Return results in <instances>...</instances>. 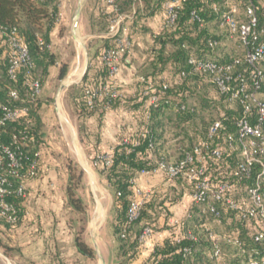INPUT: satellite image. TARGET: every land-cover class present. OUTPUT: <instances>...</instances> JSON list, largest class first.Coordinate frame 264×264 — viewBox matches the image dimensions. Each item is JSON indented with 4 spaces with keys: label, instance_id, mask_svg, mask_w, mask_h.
I'll return each instance as SVG.
<instances>
[{
    "label": "trees",
    "instance_id": "obj_1",
    "mask_svg": "<svg viewBox=\"0 0 264 264\" xmlns=\"http://www.w3.org/2000/svg\"><path fill=\"white\" fill-rule=\"evenodd\" d=\"M58 1L0 0V102L9 103V88L21 89L23 84V69L17 73L16 82L8 77L10 46L7 41V32L11 29L15 28L19 37L26 43L31 62V77L39 81L41 88L49 76L50 68L56 65V55L50 48V34L59 18ZM100 1L104 5L100 15L108 23L111 6L105 4L104 0ZM160 1L159 7L165 0ZM252 1L257 10L258 29L263 31L262 38L264 39V0ZM114 2L122 12L132 1L114 0ZM230 4L237 6L238 18H243L247 0H214L213 2L190 0L184 3L172 27H162L160 32L153 34L155 45L151 48L146 72L138 77L137 82L138 97L141 103H146L152 96L157 97L156 103L148 104L146 109L147 129L130 137L127 143H119L111 152L112 162L109 166L96 165L105 174L108 183L115 191L117 213L114 232L119 243L120 255L127 259L125 264H130L137 255L140 247L138 236L141 230L145 226L154 229L151 219L155 215L148 212L154 205L153 193L143 204L137 220L128 222L126 211L129 201L134 196L133 175L135 172L155 171L159 161L167 160L160 152L162 134L159 131L168 124L176 127L192 125L194 131H188L187 136L190 137L189 132H193L194 137L198 135L194 133L197 128L193 126L197 115L196 108L186 104L187 98L191 97L198 101L201 108H214L218 117L224 120L227 131H234L236 105L225 104L215 85L210 82L209 76L191 73L192 66L188 62L191 57L199 60L211 59L217 63L232 62L235 55L233 56L226 48H223V44L215 48L208 46V39H216L222 43L223 37L220 33H216L217 30L221 33H228L227 30L218 26V18ZM191 11L196 12L202 24L193 20ZM107 26L105 31H107ZM110 46H112V37L108 36L94 56L97 60L89 63L78 84L79 90L73 96V106L79 115L90 114L96 110L103 112L114 107L119 99V97L110 99L103 94L97 98L95 110H89L86 106L85 90L87 88L96 89L105 85H113L108 77L107 68L101 61L103 50ZM165 68L173 75V79L163 82L158 76ZM66 72V65L62 64L59 69V78H63ZM181 72L186 75L181 76ZM164 84H167L166 89H163ZM212 87L216 89V96H213L211 92L214 90ZM263 92L264 81L260 90L261 94ZM181 105H185L183 110ZM39 107L40 100L36 98L30 104L28 123L18 121L0 125V147L8 146L12 150L18 147L26 155L22 158V172H25L29 163L35 159L34 153L44 142L42 124L38 114ZM24 130L34 136L33 143L25 140L20 134ZM221 144L224 146L223 156L208 162L211 178L213 181H228L233 184L236 195L241 197L245 194L246 186L253 182L258 166L254 165L251 177L247 179L233 178L231 170L237 162L236 154L229 151L222 140ZM191 146L192 144L181 147L190 149ZM67 174L65 187L67 204L75 214L79 215L78 221L80 222L79 228L74 233V243L81 255L93 258L94 249L84 239L88 215L87 205L80 194L83 171L70 160L67 165ZM170 180L181 182L191 191V184L184 178L177 177ZM10 181L12 190H15L20 181L18 179ZM7 199L16 206L18 218L14 224L3 220L0 222L7 226L16 225L23 214L24 199L12 193ZM175 200L176 197L172 202ZM216 208L221 214L220 219L215 218L208 210L201 212L200 208L192 203L190 217L173 225L174 232L153 248L144 264H250L249 258L256 259L261 264V259L264 257V239L257 238L256 235L259 230L263 229L262 223L255 219H243L236 210L225 207L221 203H217ZM123 229L126 230V234L121 238L120 234ZM187 232H191L195 239H189ZM211 234L213 238L210 237ZM216 247L219 248L218 257L213 256Z\"/></svg>",
    "mask_w": 264,
    "mask_h": 264
},
{
    "label": "crops",
    "instance_id": "obj_2",
    "mask_svg": "<svg viewBox=\"0 0 264 264\" xmlns=\"http://www.w3.org/2000/svg\"><path fill=\"white\" fill-rule=\"evenodd\" d=\"M131 1L122 11L128 16L124 30L130 46L114 79L119 99L112 108L84 115L75 111L73 96L89 63L97 60L94 56L108 37L105 30L97 27L103 19L100 14L104 5L100 0L58 1L59 18L50 34V48L57 61L50 68L41 89L39 116L42 123L47 121L52 125L66 119L70 123L68 129L74 151L70 148V154L66 149H57L52 131L49 135L42 131L44 142L39 149L38 172L25 182L23 214L16 225L7 226L0 222V264H118L114 256L111 257L112 253L119 252V243L113 233L117 213L115 191L96 166L95 157L112 152L119 143L147 129L146 109L150 100L141 103L137 82L138 77L146 72L151 48L155 45L153 34L160 32L164 21L163 2L161 7L158 6L160 0ZM62 64L66 65L67 72L59 78ZM158 78L164 82L172 80L173 75L165 68ZM166 127L159 131L162 134L160 152L166 159L175 157V162L181 157L179 148L182 145L177 146L176 157V153L170 150V143L176 138L166 136ZM189 135L194 141L192 144L200 139L197 135L194 137L193 132ZM70 160L83 171L80 194L87 205L88 215L84 235L89 246L88 238L96 235L93 258L81 255L74 243L75 227L79 222L67 204L65 193ZM164 177L159 170L133 175L135 186L152 193L158 191L162 203L158 202L148 210L155 215L151 219L154 229L140 244L130 264H144L153 248L174 232L169 220H177L179 224L191 212L189 188L181 182L164 181ZM86 189L90 202H95L91 212V203L84 194ZM156 206L162 211H157Z\"/></svg>",
    "mask_w": 264,
    "mask_h": 264
},
{
    "label": "built area",
    "instance_id": "obj_3",
    "mask_svg": "<svg viewBox=\"0 0 264 264\" xmlns=\"http://www.w3.org/2000/svg\"><path fill=\"white\" fill-rule=\"evenodd\" d=\"M190 0H165L162 4L164 21L162 27L170 28L177 21L180 11ZM209 1L214 0H199ZM111 6V14L108 17L107 35L112 37V46L103 50L101 61L107 68L108 77H114L120 68L123 57L129 50L130 40L124 30L127 14L121 12L114 0H104ZM237 6L230 4L223 10L218 18V26L228 31L230 36L236 37L241 45L242 54L235 55L230 63H217L211 59L199 60L194 57L188 62L192 66L191 73L207 74L218 93L223 97L225 104L236 105L237 114L234 120V131L228 132L222 118L214 119L206 129L203 137L192 144L190 149L179 148L181 157L175 162L161 160L157 170L167 178L182 177L191 184L190 196L192 203L198 206L201 212L206 210L220 219L221 214L216 208L217 203L234 209L243 219H255L262 223L263 229L257 232V238L264 239V99L260 90L264 81V39L263 31L258 29L257 10L252 0H247L243 18H238ZM193 20L202 24V20L195 11H191ZM7 41L10 46L8 77L11 81H17V73L23 69L22 88L11 87L8 90L9 103L0 102V125L18 121L29 122L30 104L41 93V85L33 79L30 73V57L26 43L19 37L15 28L7 32ZM220 43L216 39H208L210 48L217 47ZM240 66V68H239ZM181 76H185L181 72ZM167 84L163 85V89ZM23 90V91H22ZM115 99L119 96L118 90L113 85H105L100 88L85 90L86 106L89 110H95L96 100L102 95ZM156 96L150 98V104H155ZM21 103V104H19ZM185 105H181L183 110ZM20 134L25 140L34 142V136L24 131ZM225 143L229 151L236 154L237 162L231 170L233 178L247 179L251 177L254 165L258 166L253 182L246 186L245 194L236 195L235 187L228 181H213L210 175L208 162L212 159H220L223 156ZM1 141V138H0ZM127 143V141H124ZM39 150L34 153L32 160L25 172H22V158L25 153L16 147L12 150L8 146L0 147V220L9 224L17 221V208L8 201L12 193L16 197L25 198V180L35 176L39 164ZM112 162L111 152L99 154L95 158V164L107 167ZM155 170V171H157ZM147 173V171H140ZM11 179L20 182L15 190H12ZM133 198L129 201L126 216L128 222L137 220L141 208L152 192L142 188L133 187ZM190 214L187 217H190ZM171 225H176L177 220L170 219ZM126 230L123 229L120 237L123 238ZM152 234V228L145 226L138 241L144 243ZM189 239H195L191 232H187ZM210 237L213 238L211 234ZM214 257L219 256V248H215ZM250 264H259V261L249 258ZM264 264V257L261 259Z\"/></svg>",
    "mask_w": 264,
    "mask_h": 264
},
{
    "label": "rangeland",
    "instance_id": "obj_4",
    "mask_svg": "<svg viewBox=\"0 0 264 264\" xmlns=\"http://www.w3.org/2000/svg\"><path fill=\"white\" fill-rule=\"evenodd\" d=\"M105 24L107 26L106 20H104V19L100 20V23L97 26L98 29L104 30V28H106ZM106 33H107V31H106ZM216 33L217 34H219V33L221 34V36L223 37V41L222 42L224 43V45H223L224 47L223 48H226V50L228 52H230V54H232L234 56V55H241L243 53L241 45H240V42H239V40L236 37L230 36L228 33H224V32L221 33L218 30L216 31ZM115 76L112 77L111 80H112V84H113L114 88H116L118 90V87H117V85H116V83L114 81ZM54 84L57 85L56 82H54ZM212 88H214V87H212ZM78 90H79V87H77V91L76 92H78ZM211 92H212L213 96H216L215 95L216 94V89L215 88ZM128 96L129 95H126V98H128ZM261 96L264 99V92H263V94H261ZM128 99L132 100V98H130V96H129ZM186 104L189 105V106H194L196 108L197 115H196L195 121L193 122V124H194L193 126L196 127L197 130L194 133L195 134L198 133L197 136L203 137L205 132H206L207 126L214 119L218 118V114H217L216 110L214 108H205V109L201 108L199 103H198V101L195 100V98H192V97L191 98H187ZM38 114H39V109H38ZM40 121H41V119H40ZM67 122L68 121L66 119L64 121L59 122L56 125H52L51 123H47V121H44V123L41 122L42 131L43 132L45 131V133L48 132L47 133L48 135H49V132L52 131V133H53L52 134V136H53L52 139L54 140V143L56 144V148L57 149H61V150L66 149L68 152H70V148H71V150L73 152L74 148H73L72 144L70 143V135H69L70 133H69V129H68V127H69L68 125L70 123L68 122V124H67ZM191 128H192V125H189V127H185V126L176 127L173 124H168L167 125V127H166V136L168 138H173V139L176 138L175 141H172L170 143V150H172L174 152V154L176 153V157H177V150H176L177 146L179 147L180 145H182V146L186 147V146H188V145H190V144H192L194 142L190 137L187 136L188 131H194V129L193 128L191 129ZM66 150H64V151H66ZM70 154H71V152H70ZM167 159L170 160L171 162H173L176 158L174 157L173 159H170V158H167ZM167 179L168 178L164 177V181H167ZM171 182H174V180H171ZM81 188H82V186H81ZM87 192H88L87 189H86V191L84 190V194H85V198L86 199L88 198ZM160 197H161V194L158 193V191H154L153 192V201H152V202H154L153 204L158 205V202H162L161 201L162 199ZM96 198L97 197H95V199ZM89 199L90 198H88V201L90 202ZM90 203H91L90 204V212H91L92 210H94L95 202L91 201ZM155 209L157 211H159V212L162 211V209L161 208L159 209L158 206H156ZM194 212L197 213L196 210H194ZM154 213H156V211H154ZM198 215H199V213H198ZM156 216H158V214H156ZM76 218H79V215L76 214ZM79 226H80V222L76 225L75 229L77 230L79 228ZM105 232H106V229L103 231V233L105 234ZM113 233H114L115 238H116V234H115L114 230H113ZM84 239H85V235H84ZM88 241L90 242V245L92 246V248H93V245L97 247L96 235L93 234L92 238H88ZM111 257H113V259H116L118 264H125L126 260H127L126 258H124L123 256L120 255V252H118V254L112 253Z\"/></svg>",
    "mask_w": 264,
    "mask_h": 264
}]
</instances>
